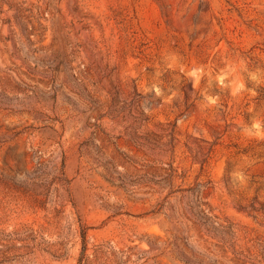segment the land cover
<instances>
[{
    "label": "rangeland",
    "instance_id": "374dc122",
    "mask_svg": "<svg viewBox=\"0 0 264 264\" xmlns=\"http://www.w3.org/2000/svg\"><path fill=\"white\" fill-rule=\"evenodd\" d=\"M257 122L264 0H0V264H264Z\"/></svg>",
    "mask_w": 264,
    "mask_h": 264
},
{
    "label": "clouds",
    "instance_id": "9594fccd",
    "mask_svg": "<svg viewBox=\"0 0 264 264\" xmlns=\"http://www.w3.org/2000/svg\"><path fill=\"white\" fill-rule=\"evenodd\" d=\"M193 76L197 75L195 72L192 73ZM232 88H233V93L235 94L236 92L240 91L243 88V84L240 83L239 81H234L232 84ZM209 103H214L213 100L209 99ZM252 129H254L255 131L252 132L251 130L249 131V134L252 135H256V136H264V129L261 128V126L259 125V123H254L252 125Z\"/></svg>",
    "mask_w": 264,
    "mask_h": 264
}]
</instances>
